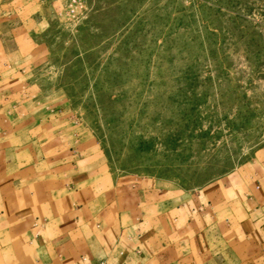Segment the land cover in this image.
<instances>
[{
  "label": "rangeland",
  "instance_id": "obj_1",
  "mask_svg": "<svg viewBox=\"0 0 264 264\" xmlns=\"http://www.w3.org/2000/svg\"><path fill=\"white\" fill-rule=\"evenodd\" d=\"M2 23L44 53L12 144L73 148L102 184L189 191L262 170L264 0H0Z\"/></svg>",
  "mask_w": 264,
  "mask_h": 264
},
{
  "label": "crops",
  "instance_id": "obj_2",
  "mask_svg": "<svg viewBox=\"0 0 264 264\" xmlns=\"http://www.w3.org/2000/svg\"><path fill=\"white\" fill-rule=\"evenodd\" d=\"M7 24L0 25V264H264V160L240 182L226 177L187 191L102 184L73 148L58 159L35 143L12 144L8 131L20 121L9 114L23 112L13 99L44 53Z\"/></svg>",
  "mask_w": 264,
  "mask_h": 264
},
{
  "label": "built area",
  "instance_id": "obj_3",
  "mask_svg": "<svg viewBox=\"0 0 264 264\" xmlns=\"http://www.w3.org/2000/svg\"><path fill=\"white\" fill-rule=\"evenodd\" d=\"M101 264H108V263H101Z\"/></svg>",
  "mask_w": 264,
  "mask_h": 264
}]
</instances>
